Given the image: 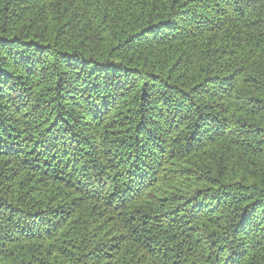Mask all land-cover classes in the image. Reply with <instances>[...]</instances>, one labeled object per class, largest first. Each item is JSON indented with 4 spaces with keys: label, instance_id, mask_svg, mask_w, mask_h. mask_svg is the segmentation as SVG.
Returning a JSON list of instances; mask_svg holds the SVG:
<instances>
[{
    "label": "trees",
    "instance_id": "obj_1",
    "mask_svg": "<svg viewBox=\"0 0 264 264\" xmlns=\"http://www.w3.org/2000/svg\"><path fill=\"white\" fill-rule=\"evenodd\" d=\"M0 264H264V0H0Z\"/></svg>",
    "mask_w": 264,
    "mask_h": 264
}]
</instances>
